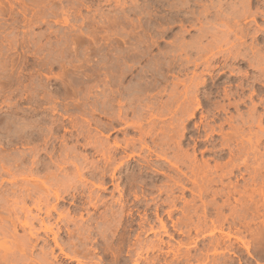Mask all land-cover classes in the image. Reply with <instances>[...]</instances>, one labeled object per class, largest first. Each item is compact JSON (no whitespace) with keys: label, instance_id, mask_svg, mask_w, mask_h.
I'll use <instances>...</instances> for the list:
<instances>
[{"label":"rangeland","instance_id":"374dc122","mask_svg":"<svg viewBox=\"0 0 264 264\" xmlns=\"http://www.w3.org/2000/svg\"><path fill=\"white\" fill-rule=\"evenodd\" d=\"M179 1L0 0V200L9 205L0 209V264H35L43 255L48 264H264V0L245 13L242 0H221L225 16L215 0V7L211 0ZM191 80L200 107L193 117L191 108L169 114L174 82L179 92ZM137 111L147 112L144 129L153 127L148 149L130 145V160L116 151L122 168L113 180L118 164L107 168L105 188L98 172L82 171L88 183L79 192L74 166L55 165L62 150H76L67 152L70 161L77 154L74 165L86 156L102 168L106 147L139 138L118 120L133 121ZM168 123L176 124L175 136ZM80 133L95 145L106 141L103 151L97 154ZM49 174L58 182L66 174L65 186H77L81 200L50 198L46 219L32 201L38 183H52ZM22 178L37 181L26 201ZM25 208L54 231L60 227L62 250L43 233L45 242L17 250Z\"/></svg>","mask_w":264,"mask_h":264},{"label":"bare ground","instance_id":"6f19581e","mask_svg":"<svg viewBox=\"0 0 264 264\" xmlns=\"http://www.w3.org/2000/svg\"><path fill=\"white\" fill-rule=\"evenodd\" d=\"M181 1V0H180ZM179 1V2H180ZM184 0H182V2H183ZM186 1H188V0H186ZM186 1H185V3H186ZM213 1L214 0H211L210 1V6L211 5H213L214 3H213ZM215 1H217V7H221V0H215ZM225 1L226 0H223V3H225ZM181 3V2H180ZM259 3V0H242L241 2H240V7L243 9V13H245L246 11H249V10H251L250 9V7L252 8V6H253V4H258ZM183 4V3H182ZM214 6V5H213ZM215 7V6H214ZM214 7H210V8H214ZM216 7V8H217ZM223 7V6H222ZM220 8L221 9V11H222V9L223 8ZM219 9V10H220ZM207 9H205V14H209L208 12H210V11H208L209 10V8H208V12L206 11ZM216 11H215V14H214V19H215V21L216 20H219V22H220V19H221V14L220 13H216V12H219V10H217V9H215ZM222 13H223V11H222ZM224 14V13H223ZM227 14V13H226ZM253 14H256V13H253ZM231 15H234V13H231ZM231 15H229L230 17H231ZM223 16V15H222ZM224 16H225V14H224ZM228 16V14H227V17H229ZM225 19V18H224ZM222 21V20H221ZM221 23V22H220ZM222 24V23H221ZM225 26L227 27V24H225ZM228 27H230V26H228ZM228 27H227V30H228ZM232 27V26H231ZM230 27V28H231ZM226 30V31H227ZM231 34H235V36L237 37V35L238 34H241L240 36H243L244 34H242V29L241 28H234V27H232V29H229L228 30ZM227 31V32H228ZM230 33H228V34H230ZM228 36V35H227ZM227 36H225V37H227ZM220 39V38H219ZM239 40L241 39L242 40V38L241 37H239L238 38ZM218 39H216V41H217ZM221 40H222V38H221ZM215 41V42H216ZM223 41V40H222ZM220 42V40H218V43ZM224 42V41H223ZM222 42V43H223ZM230 54H232V53H230ZM228 55V56H231V55ZM240 55H242L243 56V54H241V53H239V52H236V53H234L232 56H234V57H232L234 60H237L239 57H240ZM241 56V57H242ZM245 56V55H244ZM230 57V58H231ZM246 57V56H245ZM222 59H228V58H225V57H223ZM232 59V60H233ZM240 59V58H239ZM238 59V60H239ZM214 60V59H213ZM217 61V60H216ZM225 61H228V60H225ZM213 62H215V60L213 61ZM239 62V61H238ZM257 62V64H258V66H260L261 65V61L260 60H257L256 61ZM217 63V62H216ZM218 63H220V61L218 62ZM223 63H224V61H223ZM225 65H226V63H225ZM209 66H210V64H209ZM208 67V66H207ZM222 67V66H221ZM220 68V67H219ZM211 69V68H210ZM181 71V70H180ZM177 81V80H176ZM192 81L193 80H191V81H189L190 83L189 84H191V87L190 86H188L189 87V90H188V87L186 86V84H185V87L183 86V90H180L179 92L175 89V87L177 88L178 86H179V84H177V82H174L172 85H173V88L172 89H170V90H173L172 92H170L171 94L169 95V97H171L172 96V101H171V104H172V102H174L173 104L175 105V107H174V105H173V107H174V109L172 108V107H170V108H168L167 109V112L169 113V114H171V115H180L179 117H181L182 115H185V114H188L189 113V109L191 108V112H190V114L188 115V116H190V117H193V115H194V109L196 108L195 107V105H197V106H199V104H198V102H199V100L197 99L198 97H197V94L196 93H198L197 91L198 90H196V85L194 86H192ZM180 83V82H179ZM183 84H184V82H183ZM156 85V84H155ZM178 85V86H177ZM150 87V86H149ZM182 87V86H181ZM146 89H148V88H146ZM153 89H155V88H153ZM129 90H131V89H129ZM128 90V91H129ZM142 90V89H141ZM140 90V92H142ZM177 91V92H176ZM182 91V92H181ZM123 93V92H122ZM132 93V97H133V92H131ZM137 93V92H136ZM136 93H135V96H136ZM138 93H139V90H138ZM158 93V92H157ZM126 98H127V96L129 97V95H130V93H129V95L127 94V90H126ZM159 95H160V92L158 93ZM120 95V94H119ZM163 95H164V93H163ZM122 96V95H121ZM124 97V96H123ZM131 97V98H132ZM153 97L154 96H152V99H153ZM155 97H156V94H155ZM136 98V97H135ZM135 98H133V101L134 100H136ZM129 99V101H130V98H128ZM156 99V98H155ZM154 99V100H155ZM132 100V99H131ZM198 100V101H197ZM150 101V100H149ZM149 101H147L146 103L148 104V105H150L151 106V103L149 104L148 102ZM157 100H155V102H156ZM112 102V101H111ZM131 102V101H130ZM120 103V102H119ZM119 103H117L118 105H119ZM107 104H108V101H107ZM110 104V103H109ZM122 104V103H121ZM120 104V106L121 107H123V104L121 105ZM154 104V103H153ZM111 105V104H110ZM146 105V104H145ZM145 105H143V108H145L144 106ZM154 105H156V104H154ZM171 105V106H172ZM147 106V105H146ZM149 106V108L151 109V107ZM153 106V105H152ZM163 106V105H162ZM119 107V106H118ZM121 107H119V109H118V114H120L122 111H121ZM140 107H142V106H140ZM140 107H139V110H141L140 109ZM148 107V106H147ZM200 107V106H199ZM163 108V107H162ZM194 108V109H193ZM198 108V107H197ZM148 109V108H147ZM153 109V108H152ZM135 110H136V108H135ZM137 110H138V107H137ZM144 110V109H143ZM146 110V109H145ZM148 111V110H147ZM133 112V111H132ZM145 113H147L146 111H144ZM144 112L142 113V111H140V113H141V115H139V114H137L138 113V111L137 112H135V118H136V116H138L136 119L135 118H132V119H134L133 121H131L130 120V122H127V119L125 118L124 120H121V117L120 116H118V120H120L121 122H119V123H123L124 124V126L122 127L123 128V130H124V127L125 128H131V129H133L134 131L136 130L137 132H139V138L138 139H136V140H134V139H130V141L129 140H127V139H125L124 140V143H123V145H120V144H117V143H115L114 144V148L112 149V147L109 149V148H107L106 147V149H108L106 152H104L103 151V147L102 148H98V147H101V143L103 142H101V140L99 141V144L97 145H95V144H92L95 140H93L89 135H87L88 137H90V138H88L87 136H85L84 134H82L84 137H85V139H86V137L90 140H88L87 139V141H89V142H87L86 143V145L87 144H89V146L92 144L93 145V147L92 146H90V147H92V148H94V150H96V152H97V154H98V152H100V150L99 149H102V151L103 152H100L99 154H101L100 156H101V158H102V160H103V167L102 168H98L99 166H96V164L94 163V162H90L89 160H87V157L86 156H82V162L80 163V165H74L73 163V161H72V159L74 160V158H75V156H77V154L75 155V156H73L75 153H77V152H75L76 150H72V148H71V150L73 151V152H75L73 155H72V159H71V161H70V157L69 156H71V153L70 152H72V151H69L68 150V148L66 149V150H62V152H64L63 153V155L61 156V155H59V160L56 162V166H57V168L58 169H61L62 171L63 170H65V169H63L65 166L64 165H73L74 166V168H75V176H73V178L75 177L76 179L78 178V182H79V187H78V189H79V192H80V188H82V190L84 189L85 190V188H87L86 187V184L88 183L87 182V180H84L83 178H82V174L85 172V173H87V170H90V169H93L92 170V172H90V173H95L96 174V172H98V174H99V183H98V187L100 186V188H103L104 187V174H105V172H107L106 170H108L107 168L110 166V167H114V166H112L113 164L112 163H115L114 161L117 159H115L114 160V158H115V153H117L116 151H119V149L120 150H124V152H125V149H127L128 150V147L131 145V146H134V144L136 143V142H138L139 144H140V146H142L143 148H146V149H148V147L146 146V142H145V139L147 138V137H149L150 135L152 136V134H151V132H152V128L153 127H148L147 128V130L146 129H144V124L142 123L143 122V120H144V117H143V119H142V115L144 114ZM149 112V111H148ZM134 113V112H133ZM122 114V113H121ZM176 123V122H175ZM176 125V124H175ZM175 125H173L172 123H168V128H169V130H171V131H169L168 133L169 134H171L172 136H175V134L177 133V131H176V128L174 127ZM177 127H178V123H177ZM167 128V129H168ZM112 129H114V128H112ZM163 130V129H162ZM160 133L161 134H164V133H166V131H160ZM179 133V132H178ZM80 135H81V133H80ZM82 135H81V139H82ZM79 136V135H78ZM80 138V137H79ZM150 138H152V137H150ZM97 139V138H96ZM155 139H157V137H155ZM155 139H154V141H153V139H152V141L153 142H155ZM83 140H84V138H83ZM93 140V142L91 143V141ZM98 140V139H97ZM77 142V141H76ZM101 142V143H100ZM160 142H161V140H160ZM162 142H163V140H162ZM159 143V144H157V146H161L163 143ZM91 143V144H90ZM96 143H98L97 141H96ZM103 143H105L106 144V141L105 142H103ZM101 144V145H100ZM105 144H103L102 146H104ZM154 144V143H153ZM161 144V145H160ZM86 145H84V146H86ZM100 145V146H99ZM155 145V144H154ZM106 146V145H105ZM104 146V147H105ZM108 146V145H107ZM123 146V147H122ZM76 147V146H75ZM86 148V147H85ZM98 148V149H97ZM130 148V147H129ZM73 149H75V148H73ZM77 149V148H76ZM105 149V148H104ZM122 150V151H123ZM126 150V151H127ZM65 151H66V153L68 152L69 153V156H68V153L66 154L65 153ZM121 152V151H120ZM119 152V153H120ZM50 153H48V155H49ZM125 154H126V152H125ZM133 154L134 153H131V154H126V158H127V160H130L131 158H132V156H133ZM51 156V155H50ZM74 157V158H73ZM114 157V158H113ZM157 157V159H159V160H161V161H163V162H167L168 163V161H167V159L166 158H164V156H156ZM124 157H122V159H123ZM120 159H121V157H120ZM119 159V160H120ZM125 159V158H124ZM123 159V160H124ZM117 161V160H116ZM73 162V163H72ZM124 162V161H123ZM123 162H122V165H123ZM118 165H116L114 168H112L113 169V171H112V173H109V177L110 178H108V179H110V180H113V178H114V176H115V172L117 171V169L116 168H118L117 166H119V164H120V167L118 168V169H120V168H122L121 167V161L120 162H116ZM115 163V164H116ZM114 164V165H115ZM86 165H89V167H87ZM64 166V167H63ZM109 167V168H110ZM3 168V167H2ZM1 168V169H2ZM94 169H96V170H94ZM6 170L7 169H5V171H4V168H3V171L4 172H6ZM84 170H86V171H84ZM176 170H178L177 168H176ZM32 171V170H31ZM82 171H84L83 173H82ZM96 171V172H95ZM0 172H2V171H0ZM27 172V171H26ZM25 172V173H26ZM29 172V171H28ZM1 174H3V173H1ZM5 174V173H4ZM27 174V173H26ZM8 175H9V173H8ZM29 175V174H28ZM33 175V174H32ZM50 175V174H49ZM51 175H55V174H52L51 173ZM51 175H50V178H52L51 177ZM30 176H31V174H30ZM65 176H66V174L64 175V177H63V179H67V178H65ZM105 176H108V175H105ZM26 177V176H25ZM33 177H34V175H33ZM28 179H29V177H27ZM26 178V179H27ZM31 178H32V176H31ZM54 178H55V180H54ZM57 178V176L55 177H53L52 178V183L49 185V186H46L45 184H43V183H38V184H36V185H38L39 187H40V189H39V192L36 194L37 196H36V198L35 197H33V198H35V199H33V201H32V205H33V207H34V209H36L38 212H42V208L44 207V214H45V216L47 217L46 219H48V217H51L52 215H51V212H50V210H52V209H54L53 207L54 206H52L51 207V209L49 208V206H48V204H49V202H48V200L50 199V198H52L53 199V201H59V200H62L63 201V199L65 198V197H70L71 198V201H72V204H75V202L77 201V199H79V200H81V196H80V194H79V192H78V189H76L75 187H77V186H75L74 188L71 186V185H69L70 183H68V186H65V185H67V184H65L66 182H68V181H64L63 179H61L62 180V182H58L60 179L58 178V179H56ZM23 179V178H22ZM26 179H23L24 180V184H25V186H22V188L23 187H25V188H21L22 190H23V193L21 194L22 195V197H23V201L25 200L26 201V199L27 200H29V199H32V196H33V193L31 192V190L32 189H34V188H31L30 186H29V184L31 183V181L32 180H30V181H28V180H26ZM34 179H36L35 177H34ZM76 179H74V180H76ZM115 179V178H114ZM68 180V179H67ZM22 181V180H21ZM70 181V180H69ZM32 182H37L36 180L35 181H32ZM77 182V183H78ZM114 182V181H113ZM0 183H1V180H0ZM45 183V182H44ZM49 183V182H48ZM76 183V182H75ZM92 182H90V184H91ZM111 183V182H110ZM24 184H22V185H24ZM33 185L35 184V183H32ZM94 184V183H93ZM93 184H91L92 185V187L91 188H93V187H95ZM107 184V183H106ZM48 185V184H47ZM1 186V185H0ZM28 186L31 188V190H30V188H29V190H28ZM35 186V185H34ZM55 186V187H54ZM71 186V187H70ZM117 186V185H116ZM97 187V188H98ZM105 187H106V185H105ZM104 187V188H105ZM74 189V194H72L71 195V193H70V191H71V189ZM96 188V187H95ZM99 188V189H100ZM117 188V187H116ZM35 190V189H34ZM70 190V191H69ZM81 190V191H82ZM101 190V189H100ZM103 190V189H102ZM22 192V191H21ZM20 192V193H21ZM34 192V191H33ZM32 193V194H31ZM35 193V192H34ZM89 194V193H88ZM91 194V193H90ZM21 195H20V197H21ZM3 196V195H2ZM35 196V195H34ZM4 197H1V199L2 200H0V209H3L4 210V208H5V206L8 204H6V205H4L5 204V198L3 199ZM90 198V197H89ZM11 199V198H10ZM22 199V198H21ZM7 200H8V198H7ZM78 200V201H79ZM77 201V202H78ZM7 202V201H6ZM14 202V201H13ZM15 203V202H14ZM14 203H12L13 205H14ZM24 203V202H23ZM91 203V202H90ZM12 205V206H13ZM9 205H7L6 207H8ZM25 207V206H24ZM12 208H14V207H12ZM23 210H24V208H22ZM26 209V208H25ZM21 211V210H20ZM53 211V210H52ZM55 211V210H54ZM30 210H25L24 211V213L26 214V221L25 222H23V224L21 225V227H22V229L24 230L23 232H24V235H23V237L20 239V240H18V242L16 243V245H18V249L17 250H20V252L22 253L23 251H24V249L26 250V248L28 247V246H30L32 249H34L37 245H38V243L39 242H45V240H42V238L39 236V234L40 233H43L42 235L45 237V238H48L49 237V239H51V241H52V243H53V245H55L54 247H56V248H58L59 250H62L61 248H60V246L59 245H61L59 242V239L60 238H58L57 236H58V232L60 233V227H58L57 225V227H55L56 228V231H54L53 230V224L51 225V224H49V225H45L44 224V220L45 219H40L39 221H38V219L36 218V217H34L32 214H30ZM65 214V213H64ZM68 214V213H67ZM67 214H65L66 216L65 217H63V219H65L66 221H64V223H70V219L68 218V215ZM30 215H32V216H30ZM51 215V216H50ZM38 216V215H37ZM57 216H58V220L59 219H61L62 218V216H64V215H61V214H57ZM29 220H28V219ZM37 220H36V219ZM67 218L69 219V220H67ZM33 220H35V221H38L39 222V229H37V230H35L36 228L33 226V224H32V222L31 221H33ZM57 221V220H56ZM3 222V221H2ZM15 220H13V218H11V216H9L8 217V224L10 225V227H12V229L13 230H16V228H15ZM19 222H20V220H19ZM34 222V221H33ZM58 222V221H57ZM57 222H55V224L57 223ZM22 223V222H21ZM17 224V223H16ZM19 224V223H18ZM47 224V223H46ZM3 225V224H2ZM65 225V224H64ZM1 226V225H0ZM1 228V227H0ZM35 228V229H34ZM1 230V233L3 232L2 230L3 229H0ZM8 231H9V229H8ZM11 231V230H10ZM39 231V232H38ZM5 232V231H4ZM12 232V231H11ZM16 232V231H15ZM13 233V234H10L12 237H14V236H16L15 234L16 233ZM65 232L67 233V235H69L70 237H71V233L72 232H70L69 231V229H67V230H65ZM9 233V232H8ZM4 235V234H3ZM14 235V236H13ZM80 238H82V236H79ZM78 237V238H79ZM15 238V237H14ZM15 240H16V238H15ZM61 240V239H60ZM76 240V239H75ZM81 240V239H80ZM77 242H79V239H77ZM80 243V242H79ZM70 244L73 246V245H75L76 243L74 242H70ZM73 248V247H72ZM31 249V250H32ZM50 250V249H49ZM24 252H26V251H24ZM32 252V251H31ZM30 252V253H31ZM45 253V251H43V254ZM48 252L46 251V253L45 254H47ZM50 253H52L51 252V250H50ZM42 254V255H43ZM24 255V254H23ZM23 255H21L22 257H23ZM52 255V254H51ZM20 256V257H21ZM46 256V255H45ZM44 255L43 256H41L39 259H37V261H36V263L35 264H48V262H45V260L46 259H44V257H45ZM22 257H21V259H22ZM25 257V256H24ZM27 257V256H26ZM65 257H67V255L65 256ZM32 258V257H31ZM47 258V257H46ZM55 258V257H54ZM68 258V257H67ZM69 258H70V256H69ZM72 258V257H71ZM25 259H28V257L27 258H25ZM24 259V260H25ZM42 259V260H41ZM56 259V258H55ZM1 260V259H0ZM23 260V261H24ZM28 260H30V259H28ZM27 260V261H28ZM47 261V260H46ZM30 262H31V260H30ZM34 262L35 261H33V264H34ZM32 263V262H31Z\"/></svg>","mask_w":264,"mask_h":264}]
</instances>
